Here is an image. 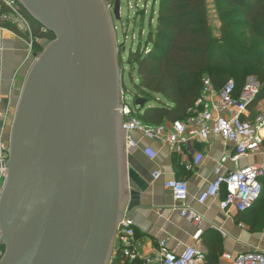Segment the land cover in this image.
Returning <instances> with one entry per match:
<instances>
[{
    "label": "water",
    "instance_id": "obj_1",
    "mask_svg": "<svg viewBox=\"0 0 264 264\" xmlns=\"http://www.w3.org/2000/svg\"><path fill=\"white\" fill-rule=\"evenodd\" d=\"M19 1L55 39L28 73L0 164V264H110L129 202L112 17L104 0Z\"/></svg>",
    "mask_w": 264,
    "mask_h": 264
},
{
    "label": "crops",
    "instance_id": "obj_2",
    "mask_svg": "<svg viewBox=\"0 0 264 264\" xmlns=\"http://www.w3.org/2000/svg\"><path fill=\"white\" fill-rule=\"evenodd\" d=\"M35 40L40 44V39ZM31 44L27 35L0 22V133L8 142L21 92L31 67L40 55ZM260 105L250 110V120L264 110L258 111L262 108ZM133 137L139 147L126 149L129 189L126 213L131 212L130 219L143 260L154 257L162 241H167L168 247L178 253L194 244L197 227L176 209L173 193L165 187L169 180L188 184V204L204 218L200 226L203 232L200 246L207 252V259L213 255L219 258V264H231L224 255L264 253V227L257 217L259 206L249 213H239L235 209L224 211L221 207L223 195L205 205L197 202L207 185L215 180V168L223 158H227L222 169L225 175L263 162L264 153L235 162L231 159L233 144L224 143L219 137H212L210 143L196 141L179 151H172L165 143L147 140L139 133H134ZM156 172L162 174L158 180L154 179ZM4 181L0 169V194ZM143 260L125 264H143Z\"/></svg>",
    "mask_w": 264,
    "mask_h": 264
},
{
    "label": "trees",
    "instance_id": "obj_3",
    "mask_svg": "<svg viewBox=\"0 0 264 264\" xmlns=\"http://www.w3.org/2000/svg\"><path fill=\"white\" fill-rule=\"evenodd\" d=\"M156 1L155 27L156 11L152 9L146 39L143 30L136 49L132 47L126 59L125 46L120 50L123 70L125 64L132 69L133 94L146 102L138 110V117L146 125L187 121L196 109L205 79H210L218 90L234 78L237 97L248 73L253 71L261 89L252 108L264 100V0H215L223 22L219 37L212 31L207 0H153ZM24 13L31 22L34 39L48 43L55 39L26 10ZM141 14L144 19L145 10ZM33 45L43 51L38 41ZM262 184L264 188V179ZM257 206L258 222L264 227V189L252 210ZM0 249L4 251L1 246ZM208 263L219 264V258L210 255ZM111 264H122L120 254Z\"/></svg>",
    "mask_w": 264,
    "mask_h": 264
},
{
    "label": "built area",
    "instance_id": "obj_4",
    "mask_svg": "<svg viewBox=\"0 0 264 264\" xmlns=\"http://www.w3.org/2000/svg\"><path fill=\"white\" fill-rule=\"evenodd\" d=\"M113 6L114 4L111 6L112 10ZM24 10L19 0H0V21L13 26L19 33L30 36L32 46L35 40L33 29ZM236 90L233 80L217 90L210 79H205L202 95L187 121L150 126L138 117V110L141 108L136 105L134 94L132 104L128 102L129 93L121 80V107H118V110L122 117V127L126 129V149H138L139 144L133 134L139 133L147 140L167 144L172 151H179L196 141L210 143L212 137H219L224 143L233 144L234 155L231 159L235 162L243 157L264 153V110L253 120L249 119L250 110L260 93V85L251 79L237 97ZM2 137L0 133V164L4 166L9 160L10 148L9 142ZM148 154L151 153L148 151ZM226 161L225 157L216 166L215 180L207 185L197 202L205 205L209 200L219 199L223 195L221 207L224 211L235 209L244 213L252 210L263 194L264 161L224 175L222 169ZM1 171L6 179V169L1 168ZM161 176V172H156L154 179L158 180ZM165 187L173 193L176 209L180 211L181 216L197 227L193 236L194 244L178 253L168 247L167 241H162L155 256L143 260L133 221L126 213L118 226L110 264L118 254L121 255L122 264L138 259L143 260V264H209L208 254L200 246L203 234L200 226L204 218L188 204V184L180 180H169L165 182ZM3 255L4 251L0 249V262ZM224 259L231 264H264V253L224 255Z\"/></svg>",
    "mask_w": 264,
    "mask_h": 264
},
{
    "label": "rangeland",
    "instance_id": "obj_5",
    "mask_svg": "<svg viewBox=\"0 0 264 264\" xmlns=\"http://www.w3.org/2000/svg\"><path fill=\"white\" fill-rule=\"evenodd\" d=\"M115 1V0H114ZM113 0H104L107 9L110 12L112 17V24L113 30L115 33V40H116V49H117V57H118V64H119V72L121 75V80H124V87L127 89L128 95V102L132 104V94L134 92V82L132 81V69L128 64L123 65L120 62V50L121 47L124 45L126 49V53L124 54L123 58L126 59L129 50L133 47V50L136 49V46L140 40L141 31L144 30L143 39H146V35L149 32L150 28V18L152 9L155 10L153 27H155L156 22V13H157V1L156 3L153 0H120L121 1V20H115L112 14L111 6L115 3ZM145 10V16L143 19V15L141 14L142 11ZM144 14V13H143ZM208 15L209 21L212 27V31L214 35L221 34V27H222V20H221V13L220 9L215 2V0H208ZM28 36V35H27ZM30 39V36H28ZM33 38H34V31H33ZM34 42H36L34 40ZM50 43V42H49ZM46 40H40V44L43 46V50L49 44ZM42 51H39L41 54ZM135 82L139 83L137 76H134ZM254 80L259 83L258 77L253 71H250L245 79V83L249 80ZM233 80H235L233 78ZM260 85V83H259ZM261 89V85H260ZM260 109H264V100L261 102ZM257 111V112H258ZM261 112V111H260Z\"/></svg>",
    "mask_w": 264,
    "mask_h": 264
}]
</instances>
